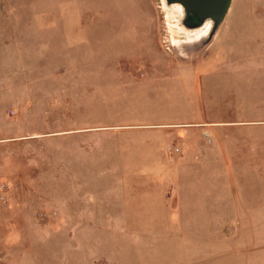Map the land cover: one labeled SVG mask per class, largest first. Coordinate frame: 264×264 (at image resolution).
<instances>
[{
	"label": "rangeland",
	"instance_id": "1",
	"mask_svg": "<svg viewBox=\"0 0 264 264\" xmlns=\"http://www.w3.org/2000/svg\"><path fill=\"white\" fill-rule=\"evenodd\" d=\"M182 35L162 0H0V264H264V199H145L169 158L140 123L168 103L264 119V0L190 58Z\"/></svg>",
	"mask_w": 264,
	"mask_h": 264
},
{
	"label": "crops",
	"instance_id": "2",
	"mask_svg": "<svg viewBox=\"0 0 264 264\" xmlns=\"http://www.w3.org/2000/svg\"><path fill=\"white\" fill-rule=\"evenodd\" d=\"M169 85L168 80L163 83L164 91ZM165 94L167 98L173 95ZM178 94L183 98L182 91ZM189 102L185 106L170 102L164 116L151 115L140 123L167 132L160 139L157 155H163L166 148L169 158L157 169L164 180L159 178L157 190L150 191L145 199H264L262 188L250 180V173L264 171V138L254 131L264 126V119H211L203 103ZM232 128L246 131L245 184L239 182L237 174L242 170L240 154L229 143L232 137L228 130ZM141 198L137 193L136 199Z\"/></svg>",
	"mask_w": 264,
	"mask_h": 264
},
{
	"label": "bare ground",
	"instance_id": "3",
	"mask_svg": "<svg viewBox=\"0 0 264 264\" xmlns=\"http://www.w3.org/2000/svg\"><path fill=\"white\" fill-rule=\"evenodd\" d=\"M162 1L165 5L168 17L176 19L179 31L183 34L181 38L175 37L173 39V44L181 49L184 57L190 58L193 52H195L197 44L204 41L215 28V21L207 19L201 25L195 27L187 26L185 24L187 13L185 7L181 3L169 2L168 0Z\"/></svg>",
	"mask_w": 264,
	"mask_h": 264
},
{
	"label": "water",
	"instance_id": "4",
	"mask_svg": "<svg viewBox=\"0 0 264 264\" xmlns=\"http://www.w3.org/2000/svg\"><path fill=\"white\" fill-rule=\"evenodd\" d=\"M180 2L186 10L185 24L190 27L201 25L207 19L217 26L227 14L231 0H168Z\"/></svg>",
	"mask_w": 264,
	"mask_h": 264
}]
</instances>
